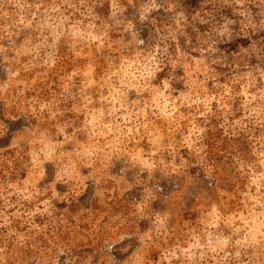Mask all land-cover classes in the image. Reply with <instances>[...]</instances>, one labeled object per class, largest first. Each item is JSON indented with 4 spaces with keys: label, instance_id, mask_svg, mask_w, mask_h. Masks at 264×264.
Masks as SVG:
<instances>
[{
    "label": "clouds",
    "instance_id": "9594fccd",
    "mask_svg": "<svg viewBox=\"0 0 264 264\" xmlns=\"http://www.w3.org/2000/svg\"><path fill=\"white\" fill-rule=\"evenodd\" d=\"M159 7L148 0L141 22ZM124 11L119 0H0V140L10 137L0 146V264H34L26 253L36 236L55 238L62 226L71 238L49 241L59 255L101 239L97 264H264V68L243 62L247 49L231 58L221 50L233 38L231 20L197 12L192 21L209 25L201 32L178 12L175 27L146 44ZM215 155L229 163L218 166ZM117 166L119 177L110 174ZM128 172L145 186L142 200L102 213L83 235L81 213L69 225L59 205L85 195L91 181L108 207L133 187ZM157 173L183 177L184 187L153 210L148 182ZM194 185V203H185Z\"/></svg>",
    "mask_w": 264,
    "mask_h": 264
},
{
    "label": "rangeland",
    "instance_id": "374dc122",
    "mask_svg": "<svg viewBox=\"0 0 264 264\" xmlns=\"http://www.w3.org/2000/svg\"><path fill=\"white\" fill-rule=\"evenodd\" d=\"M119 2L125 8L124 13L120 17L125 22H131L134 25V31L139 34L140 39H144L146 44L156 43L159 35H165V29L168 27H175L176 13L183 12L190 23H194V26L199 31H206L209 27L208 24H200L198 21H192V17L199 12L200 16L204 19L208 17L204 16L205 12H209L215 18V21L223 23L224 20H231L234 23L231 24L230 30L233 33V38L231 42L220 45L221 50L226 51V53L231 58L233 52H240V50L247 49L248 55L244 57L243 62L247 63L249 67L255 68L257 66L264 68V28L261 27V22L264 21V0H243V6L241 7L236 3V0H155V3L159 5L158 10H154L150 13L148 18L141 22L140 20V9L141 6L148 3V0H119ZM172 5L173 10L167 11L168 7ZM108 3L103 4V13L107 15ZM240 11H246L249 15L247 18L239 15ZM251 21L254 24L255 30L252 27L244 28V25ZM186 31L192 36L193 43H195V35L192 28L189 27ZM246 33V34H245ZM130 38L129 33H125V40ZM181 44H183V37H180ZM0 119L3 116L0 115ZM5 123L9 121L5 120ZM10 137H5L4 140H0V146H5ZM71 146H69L70 148ZM7 154V153H6ZM215 163L224 167L228 161H225L223 156L215 155L212 157ZM46 171L51 173L53 169L52 164L44 165ZM197 170H192V175H195ZM110 174L116 177L121 175L119 171V166L110 169ZM23 173H21V178H23ZM125 180L133 184L131 189L124 191L121 195L119 191L114 193L116 199L110 200L108 202V207H101L98 203V198L94 196L95 186L91 181H88V191L85 195L78 198V200L73 201L71 204L59 205L60 212H63L64 208L68 209L65 214L69 225H76V220L73 219L78 212L81 213L79 219L81 223L79 224L80 234L91 230L92 223L100 217L102 213L109 212L114 214L116 212L126 213L128 207L144 197L143 184H135L133 179V173L128 172L124 174ZM202 178V177H201ZM15 179V177H13ZM141 179H146V176L141 177ZM162 189V191H157V186ZM108 187H113V181L108 182ZM61 186H58L60 189ZM148 187L152 188V191L156 195L157 199L152 203L153 210H160L161 208L169 206L172 201L169 200L174 193L180 191L184 187L183 177H161L159 173L156 174L152 181L148 182ZM199 185L191 186L182 196V200L185 203H194V198L198 194ZM177 206H179L177 202ZM89 213L92 214V221L90 223H85L88 219ZM59 215V213H58ZM108 217L105 216L102 223L107 222ZM37 224H42L43 221L37 217ZM71 238V232L66 230V226L57 228L55 238L52 235V231H46L43 234L37 235L32 244L34 248H30L26 255L35 257L34 264L37 262H42L44 260L51 264V260L56 259L57 264H64L66 259H71V257H78L76 264H81V261L87 259V257H92V264H97L101 256L104 255L100 251L102 247V240L97 239L94 243L92 239L87 237L83 241H78L76 246L71 249V257L67 254L59 255L57 248L53 247L49 241H67ZM127 243V242H126ZM120 245L117 246L119 249ZM51 248V252H49ZM43 254V255H41ZM113 255L117 259H123L127 254L121 253L119 251H114Z\"/></svg>",
    "mask_w": 264,
    "mask_h": 264
}]
</instances>
